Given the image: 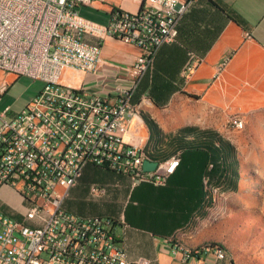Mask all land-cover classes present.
Listing matches in <instances>:
<instances>
[{"label": "built area", "instance_id": "1", "mask_svg": "<svg viewBox=\"0 0 264 264\" xmlns=\"http://www.w3.org/2000/svg\"><path fill=\"white\" fill-rule=\"evenodd\" d=\"M138 1V12L114 8L102 24L78 12L93 0H0V72L44 83L16 116H9V108L0 113V192L11 189L25 207L20 218L0 212V264H146L128 260L114 220L64 208L90 165L135 183L165 186L180 164L178 157L144 170V137L132 132L135 121L143 122L132 99L159 50L177 41L181 20L199 0ZM108 39L135 46L140 54L129 69L131 82L124 84L116 73L103 82L106 94L92 93L81 75L96 76L106 65L117 69L102 57ZM192 71L188 66L185 73ZM235 125L241 128L243 121ZM212 249L219 261L228 258ZM177 251L186 264L203 252L180 245Z\"/></svg>", "mask_w": 264, "mask_h": 264}, {"label": "crops", "instance_id": "2", "mask_svg": "<svg viewBox=\"0 0 264 264\" xmlns=\"http://www.w3.org/2000/svg\"><path fill=\"white\" fill-rule=\"evenodd\" d=\"M140 7L138 0H93L78 12L107 24L112 9L135 13ZM139 54L135 46L108 39L102 57L117 69L106 65L96 76L83 74V86L106 94L103 82L116 73L128 84L129 69ZM188 66L192 73H185ZM2 83L0 100L10 85L3 89ZM258 88L264 94V0H199L181 20L177 41L159 50L132 99L143 122L135 121L132 127L144 137L141 149L153 146L150 152L158 160L178 156L176 172L165 186H155L90 165L69 191L64 208L81 217L114 220V233L132 263L186 264L183 252L177 251L180 245L191 253L203 251L190 264H232L229 255L223 261L216 258L212 247L218 241L199 226L205 211L204 178L220 147L223 115L253 103ZM37 95L17 94L2 112L9 108V116H16ZM144 116L158 124L160 134L151 136ZM91 188L99 192L88 202L85 195ZM6 195L22 203L11 189L1 190L0 197Z\"/></svg>", "mask_w": 264, "mask_h": 264}, {"label": "rangeland", "instance_id": "3", "mask_svg": "<svg viewBox=\"0 0 264 264\" xmlns=\"http://www.w3.org/2000/svg\"><path fill=\"white\" fill-rule=\"evenodd\" d=\"M8 77L0 72V82L6 80L10 84L1 95L0 113L14 102L17 94H39L44 88L42 81L27 76ZM253 99V103L240 104L235 113L223 115L221 119L220 141L217 139L221 146L216 151L214 167L208 172L211 188L199 221L202 233L218 241L213 245L221 246L226 253L229 251L227 255L232 264H264V94L261 88L255 89ZM236 119L243 121V127L235 125ZM152 148L147 144L145 150L153 154ZM93 192L91 188L85 195L88 202L95 201ZM24 209L22 203L8 195L0 197V212L20 218Z\"/></svg>", "mask_w": 264, "mask_h": 264}, {"label": "trees", "instance_id": "4", "mask_svg": "<svg viewBox=\"0 0 264 264\" xmlns=\"http://www.w3.org/2000/svg\"><path fill=\"white\" fill-rule=\"evenodd\" d=\"M144 119H145V121H146V124L148 125V127L150 128V130H151V136L152 135H158V134H160V132H161V130L159 129V126H158V124L154 121V120H152V119H149L148 117H146V116H144ZM217 139L220 141V136H218L217 137ZM218 141V142H219ZM220 143V142H219ZM181 146L182 147H184V146H187V144L186 145H184V144H181ZM220 146H221V143H220ZM218 150H220V147L218 148ZM218 150H216V151H218ZM216 151H215V153H216ZM151 156L153 157V154H151ZM154 158V157H153ZM152 158V159H153ZM155 159V158H154ZM156 161H158V162H163V161H166V160H158V159H155ZM214 161V160H213ZM213 161H212V163H211V167L210 168H212V167H214V163H213ZM209 172V171H208ZM206 173V175H205V177L206 176H208L209 177V173ZM211 173H212V171H211ZM210 173V174H211ZM209 188H211V184H210V180H207V182L206 181H204V191H205V198H204V200L207 198V196L209 195V193L210 192H208V190H209Z\"/></svg>", "mask_w": 264, "mask_h": 264}, {"label": "bare ground", "instance_id": "5", "mask_svg": "<svg viewBox=\"0 0 264 264\" xmlns=\"http://www.w3.org/2000/svg\"><path fill=\"white\" fill-rule=\"evenodd\" d=\"M141 153H142V157L145 158V161H155L154 159H152L151 155L148 152H146L145 150L141 149ZM177 159H178V156H173L170 159H168L167 161H164L162 163L157 162V161H155V162H157L158 164H165V162H175ZM213 247L215 248L216 252H224V254L227 255V253L225 252V250L221 246L214 245ZM207 248L209 249L210 247L208 246ZM199 250H201V249H194L193 252L198 253Z\"/></svg>", "mask_w": 264, "mask_h": 264}, {"label": "water", "instance_id": "6", "mask_svg": "<svg viewBox=\"0 0 264 264\" xmlns=\"http://www.w3.org/2000/svg\"><path fill=\"white\" fill-rule=\"evenodd\" d=\"M158 166V163L155 161H146L144 163V170L147 172L154 171Z\"/></svg>", "mask_w": 264, "mask_h": 264}]
</instances>
